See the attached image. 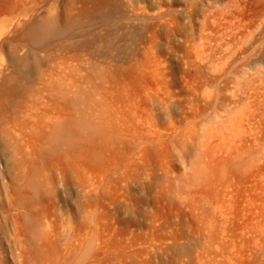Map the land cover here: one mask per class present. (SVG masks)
<instances>
[{"label":"bare ground","instance_id":"6f19581e","mask_svg":"<svg viewBox=\"0 0 264 264\" xmlns=\"http://www.w3.org/2000/svg\"><path fill=\"white\" fill-rule=\"evenodd\" d=\"M160 2L0 0V264H86L88 225L58 192L76 183L94 201L183 141L185 125L159 126L169 92L129 91L158 24L192 13L189 0ZM199 21L191 49L213 71L231 79L264 60V0H215ZM227 83L199 113L202 264H264V80Z\"/></svg>","mask_w":264,"mask_h":264},{"label":"rangeland","instance_id":"374dc122","mask_svg":"<svg viewBox=\"0 0 264 264\" xmlns=\"http://www.w3.org/2000/svg\"><path fill=\"white\" fill-rule=\"evenodd\" d=\"M168 1L161 0L158 6L165 8ZM214 1L189 0L193 14H179V25L176 22L173 31L167 29L166 22L159 23L154 46L140 52L139 59L143 58L139 61L140 75L129 86L133 95L146 89L161 96L165 91L169 92L170 112L164 111L165 114L163 109L158 110L159 126L169 129L172 120L185 125L183 141L167 140L161 147H156L152 156L146 157L149 159L147 171H144V161L135 180L133 178L130 184L100 186L94 201L86 202L76 183L74 190L69 189L70 197L62 196L60 192L55 197V203L74 219L75 226L88 225V231L83 234L92 241L80 255L86 257V264L203 262L201 188L196 168L199 113L222 84L228 82L229 87L240 91L246 81L264 80V60L247 67L246 75L243 73L230 79V68L213 71L207 61L195 59L191 45L196 43L201 12ZM87 209L90 212L85 219Z\"/></svg>","mask_w":264,"mask_h":264}]
</instances>
